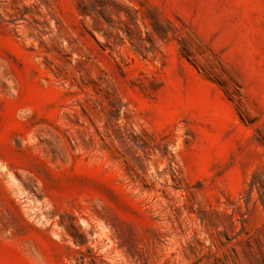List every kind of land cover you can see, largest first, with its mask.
Returning a JSON list of instances; mask_svg holds the SVG:
<instances>
[{
	"label": "rangeland",
	"instance_id": "rangeland-1",
	"mask_svg": "<svg viewBox=\"0 0 264 264\" xmlns=\"http://www.w3.org/2000/svg\"><path fill=\"white\" fill-rule=\"evenodd\" d=\"M0 264H264V0H0Z\"/></svg>",
	"mask_w": 264,
	"mask_h": 264
}]
</instances>
